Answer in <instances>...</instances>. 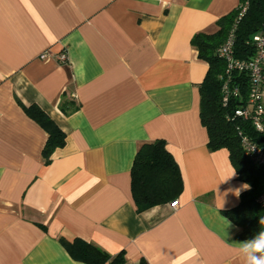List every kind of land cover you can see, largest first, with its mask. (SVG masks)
I'll list each match as a JSON object with an SVG mask.
<instances>
[{
    "label": "crops",
    "instance_id": "1",
    "mask_svg": "<svg viewBox=\"0 0 264 264\" xmlns=\"http://www.w3.org/2000/svg\"><path fill=\"white\" fill-rule=\"evenodd\" d=\"M237 6L0 0V264H85L60 241L76 238L111 257L122 251L126 264H243L245 240L222 211L248 185L226 149L208 147L199 117L208 64L191 44ZM66 101L77 105L67 115ZM30 105L65 133L48 163V134L24 111ZM157 139L183 189L138 213L130 170L138 146Z\"/></svg>",
    "mask_w": 264,
    "mask_h": 264
},
{
    "label": "trees",
    "instance_id": "2",
    "mask_svg": "<svg viewBox=\"0 0 264 264\" xmlns=\"http://www.w3.org/2000/svg\"><path fill=\"white\" fill-rule=\"evenodd\" d=\"M243 5H246V9L240 15V7ZM216 24V32L198 33L191 39L199 58L208 64L199 85V117L208 133L209 149H226L237 179L248 185L240 193L237 206L222 211L238 227L235 237L248 240L259 231H264V225L259 223L264 218V207L258 202V197L264 192V168L243 153L237 128L260 145H264V132H257L249 121L234 114L237 108L247 104L250 83L246 72H231L229 79L233 86L239 88V96L230 97L225 106L222 104L221 77L225 74L226 66L219 58L217 49L232 34L233 51L237 58L250 59L255 55L252 37L264 28V0H238V6L220 17ZM22 107L48 134L42 149V157L48 163L54 150L64 146L65 133L38 106ZM76 108L77 105L72 101L60 105L61 111L66 115ZM182 189L179 167L166 149L164 140L140 144L130 170V190L136 211L140 213L156 205L174 202ZM60 241L76 261L85 264H126L122 251L111 257L94 244L79 238L71 242L64 239Z\"/></svg>",
    "mask_w": 264,
    "mask_h": 264
},
{
    "label": "built area",
    "instance_id": "3",
    "mask_svg": "<svg viewBox=\"0 0 264 264\" xmlns=\"http://www.w3.org/2000/svg\"><path fill=\"white\" fill-rule=\"evenodd\" d=\"M246 5L240 7V15L245 11ZM255 46V55L250 59H240L234 55L233 35L230 34L217 49L219 58L225 62V74L222 78V104L227 105L230 97L239 96V88L233 86L229 79L231 72H246L249 76V93L247 104L234 111L235 116L249 121L259 133L264 132V28L252 37ZM57 59L63 63L67 61V53L61 52ZM237 136L243 153L264 168V145L253 141L240 128ZM259 204L264 207V192L258 197Z\"/></svg>",
    "mask_w": 264,
    "mask_h": 264
},
{
    "label": "clouds",
    "instance_id": "4",
    "mask_svg": "<svg viewBox=\"0 0 264 264\" xmlns=\"http://www.w3.org/2000/svg\"><path fill=\"white\" fill-rule=\"evenodd\" d=\"M259 223L264 225V218H261ZM237 251L243 259V264H264V231H259L251 239L239 242Z\"/></svg>",
    "mask_w": 264,
    "mask_h": 264
}]
</instances>
